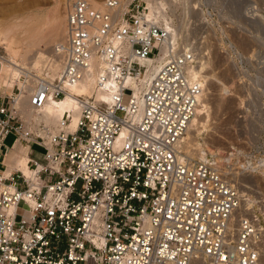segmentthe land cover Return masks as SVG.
I'll return each instance as SVG.
<instances>
[{
    "label": "built area",
    "instance_id": "1",
    "mask_svg": "<svg viewBox=\"0 0 264 264\" xmlns=\"http://www.w3.org/2000/svg\"><path fill=\"white\" fill-rule=\"evenodd\" d=\"M136 1L63 0V39L0 85V264H262L264 211L245 205L244 169L181 149L199 56ZM86 80L92 95L71 91ZM67 95L75 108L49 119L45 105ZM16 143L29 174L6 173Z\"/></svg>",
    "mask_w": 264,
    "mask_h": 264
},
{
    "label": "rangeland",
    "instance_id": "2",
    "mask_svg": "<svg viewBox=\"0 0 264 264\" xmlns=\"http://www.w3.org/2000/svg\"><path fill=\"white\" fill-rule=\"evenodd\" d=\"M62 1L0 0V23L32 17L43 23L46 35L58 32L61 40L65 24ZM88 1L102 9L104 0ZM158 1L161 5L154 7L160 9L161 20H172L180 44L192 47L199 56L195 70L201 74L200 79L203 77V100L208 106L202 122L209 127H204L198 141L205 152L220 158L232 154L234 167L244 169L238 172V182L247 187L243 191L250 195L251 202L245 205L264 211V0ZM136 2L149 6L147 0ZM54 44H41L36 49H48ZM0 53L10 56L3 44ZM241 57L242 81L235 66ZM9 83L7 79L6 86ZM13 138L8 134L4 143L10 145ZM33 149L41 151L37 146Z\"/></svg>",
    "mask_w": 264,
    "mask_h": 264
},
{
    "label": "bare ground",
    "instance_id": "3",
    "mask_svg": "<svg viewBox=\"0 0 264 264\" xmlns=\"http://www.w3.org/2000/svg\"><path fill=\"white\" fill-rule=\"evenodd\" d=\"M148 2H149V6H148L149 15H151L152 17L158 20H161V16H162L161 11L160 9L156 8V7L159 8L157 4L161 5L159 1L158 0H147V3ZM92 3H94L95 8L97 9L101 8V6H99L95 2L92 1ZM62 5H63V1H62ZM104 8L105 6H104V1H103L102 9L100 10H103ZM158 10L160 11V14L157 12ZM63 14H64V11H63ZM168 26L170 27L171 25H168ZM42 27H43V23L41 21H33L32 17H27V18L24 17V18H19V19L17 18L13 20L12 22L5 21V22L0 23V44H3L5 46L6 51L10 55L8 57L9 62H7L6 64H3L2 66L0 82L5 84L8 79L9 82L11 83H9L7 86L10 87L13 84V82L19 78V75L22 72L21 68L28 67L32 64L33 66L38 65V60L40 58L41 59L43 58V55H42L43 50H46V49H39L37 51L38 47L41 44L49 45L50 43L54 44L60 41L59 40L61 36L60 33L53 32L51 35H46L43 32ZM171 30H172L171 42L174 44L177 38L178 30L174 28H171ZM64 33H65V24H64ZM14 48H16L17 50H14ZM168 48H169L168 43L162 46L163 54L168 52ZM34 49H36V52L33 51ZM32 51L34 52L33 54H31ZM30 54L31 56H29ZM17 59H19L20 61L19 62L16 61ZM163 60H164L163 57L159 59L158 65H156L154 68L157 69ZM196 67H194L191 70V74L194 77L199 78L201 74L199 75V72L195 70ZM202 81L203 80H201V82ZM71 91L77 94H84V96H90L94 92L93 81L92 80L83 81L79 85L73 86L71 88ZM204 93L205 92H203L202 90V93L200 95V104L198 106L196 115L190 121L185 131V134L183 135L182 145H181V149L184 152H186L187 154L191 156H196V157H201L205 153V149L202 147L201 143L198 141L199 135L202 133V131L204 130V127L206 126V124L202 122L203 120H205V119H202V117L208 111V106L206 102L203 100ZM96 97L97 98L102 97L103 99L107 100V96L99 92L96 93ZM221 103L218 102V104L220 105ZM73 108H75V106L72 102V99L69 95H67L66 97L61 98L59 100H53V99L50 100L45 105L43 112L49 119L53 120V119H58L62 115L63 111L67 109H73ZM25 112H26V116L29 117L31 114L30 111L26 110ZM75 117L76 116H73V120L71 121L69 125L70 129H72L75 125ZM207 126L209 127V125ZM16 147H19L21 149H16ZM14 154L19 155V156L14 157L15 156ZM27 160H28V156L26 154V148L16 143L14 145V148L9 152V154L5 158V163L8 165L6 173H8L11 168H18L22 170L24 174H29V168L27 167ZM224 173L226 174V172ZM239 191L241 192V190ZM248 202L249 201L247 199L245 204H247ZM262 259H264V256ZM262 264H264V260H262Z\"/></svg>",
    "mask_w": 264,
    "mask_h": 264
}]
</instances>
